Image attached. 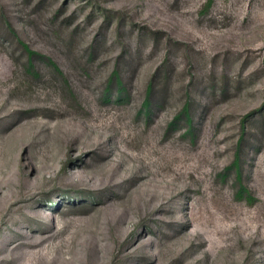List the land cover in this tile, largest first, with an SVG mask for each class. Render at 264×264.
<instances>
[{
  "label": "rangeland",
  "instance_id": "374dc122",
  "mask_svg": "<svg viewBox=\"0 0 264 264\" xmlns=\"http://www.w3.org/2000/svg\"><path fill=\"white\" fill-rule=\"evenodd\" d=\"M0 264H264V0H0Z\"/></svg>",
  "mask_w": 264,
  "mask_h": 264
},
{
  "label": "trees",
  "instance_id": "16d2710c",
  "mask_svg": "<svg viewBox=\"0 0 264 264\" xmlns=\"http://www.w3.org/2000/svg\"><path fill=\"white\" fill-rule=\"evenodd\" d=\"M31 55H33V52H30ZM185 112H187V110H185ZM236 166H239L238 163H236Z\"/></svg>",
  "mask_w": 264,
  "mask_h": 264
}]
</instances>
